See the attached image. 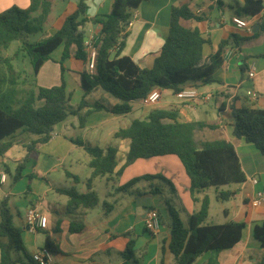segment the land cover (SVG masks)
Wrapping results in <instances>:
<instances>
[{
	"label": "crops",
	"instance_id": "0c3cea01",
	"mask_svg": "<svg viewBox=\"0 0 264 264\" xmlns=\"http://www.w3.org/2000/svg\"><path fill=\"white\" fill-rule=\"evenodd\" d=\"M62 1L53 0V5ZM231 1L234 4L233 6H230L227 0H222V5L217 7L213 0H144L136 9L130 11L131 18L134 14H136V18L130 22L125 30V46L121 55L130 57L141 68H151L168 36L170 9L174 6L185 5L193 15L200 18L199 20H183L181 24L185 28L196 29L200 33L205 41L202 45L203 57L214 54L221 39L231 33H236L242 37H251L257 33L260 18L264 15V8L261 14L256 17L247 18L239 13L243 0ZM112 2L113 0H85V17L91 19L109 14ZM262 2L264 6V0ZM76 4L77 0H72L69 3L68 9L65 10V13L58 19L56 26L52 29V34L56 30L59 21L67 13L75 10ZM28 5L29 0H0V13L12 6L25 9ZM234 17L246 21L251 33L236 26L232 21ZM48 20L47 17L44 27L47 25ZM99 30V25H94L91 22L87 23L84 27L85 39L98 35ZM263 47V38L257 36L239 49L228 48L226 51H229L231 55L227 58L224 57V54L222 55V63L213 74V79L216 82L206 86L191 83L182 86V90L194 89L202 94H210L211 98L206 102H183L171 90L156 88L151 91L145 101L129 102L130 111L124 115H113L101 111L88 115L84 118L83 123L79 121L77 116H68L63 122L57 124L53 128L51 140L46 144L37 146L35 153L32 155L33 160H35L31 166L32 176L39 180L44 178L45 184L36 179L33 183V180L29 179L28 181H30V184L33 183L34 189L33 191H27L32 196H25V187H21V190H19L20 186L18 185L14 187L16 190H11L10 185H8L5 194L2 196L8 197L13 225L21 230L22 248L24 249L25 246L30 248L31 246L33 254L43 247L45 238L48 236L58 246V252L50 254L52 264H121L120 252L123 250L125 243L133 239L135 242L133 250L138 264H176L169 251L170 229L172 226V216L168 209L169 202L167 200L164 203L161 202L159 190L153 187L158 182L157 179L145 182L146 185H142V190L137 187V184L125 193L118 192L117 188L113 187L114 195L107 193V197L111 198L112 202V208L108 214L102 208V203L106 201L101 203L100 200L99 205L101 207H98V205L93 209H77L69 213L66 209L67 197L57 192V189L61 188H75L76 183L68 178L66 173L77 176L80 179L79 183L84 184L76 169L83 160L88 166L90 157L82 146L75 145L72 140L81 141L103 151L113 149L116 152V168L114 170V173H116L124 164L129 148V140L117 138L116 133L128 128L136 118L143 120L150 111L162 109L178 111L180 120L183 122H200L212 126V128L205 127L196 130L194 133L196 141L199 133L202 139L201 143L215 140L230 142L235 149L245 176V182L241 184H243V188H246V186L250 188V195L241 199L232 218H229V210L223 208L222 222H210L208 224L243 222L245 227L239 242L228 250L205 252L193 264H257L264 255V249L253 237V228L264 220V204L256 207L252 205V200L256 192L264 190V156L253 145L247 144L243 139L233 137V122L229 107L232 103L234 106L239 107L245 101L255 108L264 109V58L261 57ZM62 50L63 47L57 48L51 54L50 60L40 68L35 78L36 87L50 88L58 86L61 83V77H63L66 84V93L69 97V105L72 107H76L83 98L88 103L102 102L108 107L122 104L102 89H94L85 94L81 84V73L87 75L91 72L72 59L64 61L65 71L61 75L59 61ZM251 66H254L256 76L253 80H248L246 72ZM242 67H245L244 73L241 71ZM20 80L21 78H19L17 86H20ZM246 82H252V87L246 88V92L254 91L256 93L257 96L254 102H250L246 97V92H242ZM11 91L10 93H13ZM105 99H107L106 103L104 102ZM210 102H213L216 113L212 112V108L209 106ZM212 116H215V118H210ZM93 118L94 121H92ZM125 118H130V123L123 128H116L113 125V122ZM88 121L92 123L88 124ZM102 127V131L90 133V130H98ZM78 135L83 136V139L79 140ZM90 135L97 136L95 138ZM37 138V136L29 137L25 132L19 130L2 142L7 145L22 143V151L13 152V154L16 153L13 156V162L19 163L27 154L26 147ZM7 155L3 153L0 156V169L8 173V167L5 163ZM170 156L140 159L129 166L151 164L157 171H162V174L156 172L145 175H160L164 179V181H161L170 187L171 193L177 195L174 188L177 176L171 172L172 165L175 164ZM60 168L63 170L64 177L62 178ZM149 169L150 167H148V172L151 173L152 170ZM89 170L88 178L91 174V169L89 168ZM182 170L186 177L185 179L182 176L183 186L189 189V179L183 167ZM166 174H169V176H166ZM113 177H115L114 174L102 178H105L106 182L113 183L115 181ZM251 179H256L257 184H253ZM95 180L91 184L92 191H94ZM6 184L7 181L4 185ZM121 184L122 182L117 187L122 186ZM241 184L228 186L229 190L226 191L233 192L234 195L226 201L217 199L220 192H225L223 190L219 191L218 187L214 194L215 200L217 202H228L232 199V205L235 206L234 200L238 196V192L237 187H234V185ZM84 186L86 187V183ZM207 190L196 194L197 202L193 201L191 197L188 198L193 207L186 216L199 209L200 203L198 200L204 196H208L210 208L211 199L206 194ZM150 191H155L158 194H150ZM53 193L54 195H52ZM19 195H23L25 199L16 200V196ZM62 197H65V199H61ZM138 199H141V201L139 202ZM30 207H36L37 212L44 218L43 227L37 231L29 230L25 222L26 213ZM160 210L165 211L168 216L166 218L167 223L162 221ZM148 211H153L159 219V231L155 234L146 231L144 227V217ZM240 212L241 214L244 213L243 218L236 220L235 217H239ZM170 217L171 219H169ZM71 224L75 228H82L77 232H70ZM41 232L46 235L40 237L39 233ZM18 261L21 263V260Z\"/></svg>",
	"mask_w": 264,
	"mask_h": 264
},
{
	"label": "trees",
	"instance_id": "16d2710c",
	"mask_svg": "<svg viewBox=\"0 0 264 264\" xmlns=\"http://www.w3.org/2000/svg\"><path fill=\"white\" fill-rule=\"evenodd\" d=\"M144 0H113L109 14L88 19L85 17V0H77L75 10L67 13L58 23L53 34L37 41L28 42L22 39L21 49L29 59L32 77L35 80L43 64L50 60L51 54L63 47L59 61L61 75L65 68L63 63L72 59L82 67L88 66V53L84 47V27L91 22L99 25L100 30L94 43L96 51L94 69L89 74L81 73V84L85 94L102 89L122 104L108 107L102 102L88 103L84 98L76 106L69 105L66 84L61 77L58 86L50 88L34 87L26 92L23 100L14 103V98L0 92V156L5 147L2 141L17 131L31 133L38 138L27 147V154L17 165L14 181L21 177V170L29 160L36 147L48 143L53 136V128L68 116H77L83 123L84 118L94 112H107L113 115H124L130 111L128 103L143 102L153 89L171 90L174 94L182 90L185 84L202 86L216 82L213 74L222 63V55L228 48H240L257 36L263 38L264 15L259 21V30L251 37H242L231 33L221 39L217 51L209 57H203L204 40L194 29L182 26L181 21L200 18L193 15L185 6H174L170 9L168 36L151 68H141L128 56L121 55L124 49L126 28L131 22L130 11L136 9ZM217 7L222 0H213ZM53 0H29L25 9L12 6L0 13V89L17 86L20 78L12 59L4 56L11 43L23 35H35L43 31L48 15L52 12ZM262 0H243L239 13L247 18H254L263 10ZM261 57L264 58V47ZM88 70V68H87ZM89 71V70H88ZM242 73L245 67L241 68ZM90 72V71H89ZM232 119V135L253 145L264 156V109L255 108L243 102L239 107L232 103L229 107ZM212 128L200 122H183L178 111L154 109L143 120H135L126 129L116 133L117 138L129 140L128 152L123 166L116 168V152L113 149L103 151L81 141L72 142L82 146L90 157L88 163L91 174L86 181L87 193H79L75 188L57 189L60 195L67 197L66 209L69 213L77 209H93L99 205L97 193L91 190L93 180L98 177H119L124 167L136 160L162 156H175L181 163L189 179V193L193 201L195 195L206 189L245 182L235 149L225 140L206 141L197 144L194 138L196 130ZM76 184L77 176L66 173ZM163 178L146 175L130 180L118 187V192L125 193L140 182H149ZM150 194H158L150 191ZM234 195L225 191L217 195V199L226 201ZM200 205L196 212L187 216L183 223L173 213L170 229L169 251L176 264H193L205 252H221L236 245L241 239L243 222H227L224 224H205L209 210V198L204 196L198 200ZM102 208L108 214L112 205L103 202ZM72 224L70 232H77ZM21 230L13 225L8 205V197L0 200V264H18L12 258L14 251H23L20 240ZM253 237L264 249V220L253 228ZM134 240H128L120 252L121 264H138L134 253ZM40 251L49 254L58 252V246L48 236ZM26 256V255H25ZM26 258L32 263L27 256ZM257 264H264V255Z\"/></svg>",
	"mask_w": 264,
	"mask_h": 264
},
{
	"label": "rangeland",
	"instance_id": "374dc122",
	"mask_svg": "<svg viewBox=\"0 0 264 264\" xmlns=\"http://www.w3.org/2000/svg\"><path fill=\"white\" fill-rule=\"evenodd\" d=\"M72 0H63L61 3H56L55 5H53V9L51 14L48 16V23L47 25L44 27L43 31L40 33H37L35 35H29V36H21L19 38V40L14 41L11 43L10 47L4 52V56L9 57L12 59V63L15 67V69L18 71L19 75H20V86H16L15 88L12 89L10 93V88L6 87V88H2L0 89V92H3L4 94L8 95V96H12L14 98V103L17 104L18 101H21L24 99V97L26 96V92L29 88L34 89L35 87V80L32 77V67L30 65L29 59L26 57L24 51L20 50L21 49V42L22 39H26L28 42H37L40 41L48 36H50L53 32V28L56 26L58 19L65 13V10L68 9L69 7V3ZM227 2L230 4V6H233L234 4L232 3L231 0H227ZM252 82H246V86L244 85L242 92H246V88H251ZM106 100H104V102L106 103ZM209 106L212 108V112L216 113L215 109L213 108V102L209 103ZM215 115V114H214ZM210 118H215V116H212ZM75 120L77 121V119L75 118ZM136 120H140V118H136ZM210 120V119H209ZM92 121H94V118L92 119ZM92 122L88 121V124H90ZM130 123V118H125L121 121H115L113 122V125L116 128H123L124 126H126L127 124ZM103 127L98 130H90V133L94 132V131H102ZM27 136L29 137H36V135L31 134V133H26ZM92 137H95L97 135H90ZM79 140L83 139V136L78 135L77 137ZM197 144L201 143L202 139L199 136V133L197 134ZM96 142V141H95ZM1 145L3 147H5V151L4 153L8 154L7 155V160H5V163L8 167V173L7 174V184L3 185L2 187V194H0V200L2 198V196L5 194V190L7 189L8 185H10L11 190L14 189V187L16 185L20 186L19 190H21V187L24 188V195H28V196H32L31 193H28L27 190H31L33 191L34 187H33V183L35 182L34 180H39L37 179L35 176H32L31 170H32V163L35 161L33 160L32 155H30L29 160L24 164L23 169L21 170V177L17 180L14 181V176H15V172L17 169V165L20 163H14L13 162V156L16 154H13V152H19L22 151V143H14L12 145H7L5 142H2ZM171 159H173L174 161V166L172 165V169L171 172L173 174H176L177 176V181H176V185L174 186L175 190H176V194H172L170 187L163 183L161 181V179H157L158 182L155 183V185L153 187L157 188L159 190V198L161 200V202H166V200L169 202V206L172 209L173 213L177 214L179 219L183 222L186 223L187 220V216L186 214H188L191 211V208L193 207L192 202H190V200L188 198L192 196L189 193V189L186 188L185 186H183V181H182V176L186 179V177L184 176L182 167L178 161V159L174 156H170ZM144 163V162H141ZM149 163V162H148ZM138 166H127L124 167V169L121 172V175L117 178L113 177V179L115 180L113 183L112 182H106L105 178L102 177H98L95 181H94V187L93 190L97 193L100 202L102 203L103 201L108 202L109 204H111V198L107 197V193H111L112 195H114V188H118L117 186L122 182V186L125 185L126 183H128L130 180L134 179V178H139L142 176H146L145 174H154L156 172H159L160 174H162V171H157V169H154V167L151 164H137ZM140 165V166H139ZM123 166V165H122ZM121 166V167H122ZM148 167H150L149 170L151 173L148 172ZM76 168V167H75ZM152 168V169H151ZM180 169V170H179ZM147 170V171H146ZM60 175L61 178L64 177L63 175V170L60 168ZM126 171V172H125ZM76 172H78V175L81 177L82 182L85 184L87 179H88V174L90 172L87 163L84 162V160L82 161V163H79V166L76 169ZM125 172L124 177L123 173ZM146 172V173H145ZM151 176H157V175H151ZM160 178V175H158ZM166 176H169V174H166ZM29 179H32L31 182L32 184H30V181H28ZM39 181H41L42 183L45 184V179L41 178ZM84 184L79 183L75 185L76 190L79 193H85L87 192L86 187L84 186ZM142 185H146L145 182H141L139 184H137V187H139L140 190H142ZM29 186V187H28ZM114 187V188H113ZM120 187V186H119ZM234 187H237V197L234 200L235 206L232 205V199L228 202H220V201H216L214 198V194L215 191L217 189L215 188H210L206 191V194L210 196L211 199V204H210V208H209V212H208V216H207V220H206V224H209L210 222H214V223H218V222H222V218H223V208H227L230 212L229 218H232L235 214V208L238 209L239 203L241 201L242 198L249 196L250 195V188L248 186H246V188H243V184L241 185H234ZM16 190V189H14ZM223 190H229L228 186L225 187H219V191ZM163 191V193H161ZM54 195V193L52 194ZM197 196V195H195ZM25 198L23 197V195H19L16 196V200L21 201L24 200ZM26 199H28L26 197ZM61 199H65V197H62ZM33 200V199H32ZM165 200V201H164ZM138 201L140 202L141 199H138ZM98 207H101V205H99ZM98 209V208H97ZM252 209V208H251ZM155 210V209H154ZM246 210V209H245ZM160 216L162 217V221L166 222V218L168 217L165 214V211H159ZM244 213L241 214L240 212V216L239 217H235L236 220H240L243 218ZM171 219V217L169 218ZM221 220V221H220ZM43 235H46L44 232L39 233V236L42 237ZM24 252L23 251H14L12 253V258L13 259H17V260H21V263L18 262V264H32L27 258L26 256L31 260V256H32V248L30 246L29 247H24ZM26 255V256H25Z\"/></svg>",
	"mask_w": 264,
	"mask_h": 264
},
{
	"label": "built area",
	"instance_id": "2783aa9c",
	"mask_svg": "<svg viewBox=\"0 0 264 264\" xmlns=\"http://www.w3.org/2000/svg\"><path fill=\"white\" fill-rule=\"evenodd\" d=\"M136 18V14H134L131 18L133 21ZM233 23L238 26L239 28H244L248 33H251V29L249 28L246 21L239 19L238 17H234L232 19ZM98 35L88 38L84 41V47L86 52L88 53V70L91 72L94 69L95 63V56L96 51L94 48V43L97 40ZM231 55L229 51L224 53V57L227 58ZM247 79L253 80L256 76V71L254 66H251L247 72ZM178 98L183 102H193V101H208L211 98L210 94H202L199 93L197 90L194 89H185L181 90L179 93L176 94ZM256 93L254 91H247L246 97L249 99L250 102H254L256 100ZM7 181V174L4 170L0 169V194H1V187ZM253 184H257L256 179H251ZM264 204V190L256 192L253 200L252 205L259 207ZM25 222L29 230L37 231L44 225V218L37 212L36 207H30L26 213ZM159 219L157 215L153 211H148L144 217V227L146 231L155 234L159 231ZM31 260L34 264H52L51 255L47 252L38 250L37 252L33 253L31 256Z\"/></svg>",
	"mask_w": 264,
	"mask_h": 264
},
{
	"label": "water",
	"instance_id": "95a60500",
	"mask_svg": "<svg viewBox=\"0 0 264 264\" xmlns=\"http://www.w3.org/2000/svg\"><path fill=\"white\" fill-rule=\"evenodd\" d=\"M253 32H255V31H253ZM87 39H84V41H86Z\"/></svg>",
	"mask_w": 264,
	"mask_h": 264
}]
</instances>
